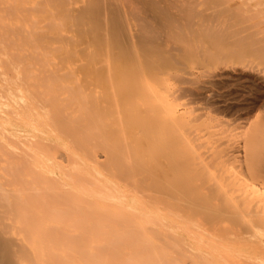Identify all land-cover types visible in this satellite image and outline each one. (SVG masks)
Instances as JSON below:
<instances>
[{
	"label": "bare ground",
	"instance_id": "1",
	"mask_svg": "<svg viewBox=\"0 0 264 264\" xmlns=\"http://www.w3.org/2000/svg\"><path fill=\"white\" fill-rule=\"evenodd\" d=\"M251 1L252 0H26L24 2V0H0V108L4 107L5 110H7L6 108H9L11 110V112L9 111L11 115L13 112H15V115L17 114V116H19V119H22L25 124H28V126L29 125L31 126L30 129L33 128V130L35 131L37 130L39 132L40 130L47 131L46 128H51V129L53 128V130L56 131L57 133L63 134L67 137L68 135L69 136L74 135L72 137L76 138L75 143L79 141L78 142L79 144L81 142L83 143L84 141L86 143V141L88 139L90 140L91 138L99 140L102 137L104 138L114 137L113 142L115 138H119V142L124 144V147L127 146L125 145L126 143L127 144L131 143L134 145V146L132 145L131 146L133 149L135 148V150H136V147L139 148V146H141L142 148L143 145H149L152 143L154 144L157 143L158 145V142H161L162 139H165L162 137H166V133L164 132L165 131L164 124L166 123L167 127L169 125L174 127L173 126L174 123L172 124V120H174L175 122L176 120H178V119L175 120L176 116L179 115V114L177 115V112H178L177 105L180 106L181 104L177 103V101H174L173 99H170L169 96L163 97V98L159 97L160 99H162L163 103L160 102V100L156 97L154 91L151 89L152 84H153L152 82H154L157 78H159L157 74L159 75L160 72L162 73L164 71L162 67L174 65L175 66L174 69L176 70L174 71L176 73H170V75L171 74L173 76L176 75L177 80L180 81V83L189 84L190 86L192 85L193 88L195 87L199 94L195 93L194 95H200V94L201 96L204 95L201 98L206 97L207 95L209 96L208 94L209 91L212 93L213 90L211 86L207 88L208 83L210 85L211 84L218 85V82L220 80L218 81L215 79L216 81L215 80L213 81V78H212V81H211L210 80L211 78L209 79L208 77L215 76L217 78L221 77L222 79L223 78L225 79L226 78L225 76H229V75L233 76V73L227 71V68L229 69L231 65L227 66L226 68L222 67V69L219 70L220 72L218 73L216 72L218 69H216V71H214L216 72L215 75L214 74L211 75L209 73L210 75L209 76L207 75L208 77L203 79L202 76L206 77V74L209 71L207 72L205 71L206 69H204L203 71L206 72L205 75H202L203 71L201 72L202 74L194 73L192 71H188V69H185L186 68L185 64H184L185 66L182 67L183 66L182 64L183 62H185V60L187 61L191 60L195 62L198 61L199 64H202V63L207 64V62H209L207 65H210L215 60H219V62H221V60L237 57L238 55H240V53L242 54V52L244 51L247 52V49L250 48L249 46H250L251 38L254 37V35L253 36L251 35L252 33L250 31V24H249V19H248L249 14L247 18H246V14L250 11H254L253 9L259 6L258 4H255L257 0L256 1L253 0L255 1L254 4H251ZM258 2L262 4V2L264 1L262 0ZM262 10L264 9L261 8V10L258 11V8H256L253 13L255 14L257 12H262ZM256 15H258V13ZM263 20L264 19H262L259 22L264 23ZM35 26L38 27L37 29L38 31L40 29L42 30L41 31L42 33L41 34L39 33L40 35L38 34L40 36L38 40L40 39L41 42L44 41V43L46 42L48 44H51V43L56 44L54 45L55 48H53L54 51L52 52L51 58L43 60V58L40 57L42 58V61L40 59V62L38 61V59L32 60V57H30V59L29 57L28 59H26L23 56V48H22L23 47L22 44H24L23 38L24 37L28 38L29 36L34 37V34L33 35L31 34L34 33L35 30L33 27ZM24 28H25L26 33L30 32L31 34L27 35L26 33H24L26 34V36H23L24 35L23 32H25ZM30 28L31 29L33 28V32H31ZM33 37H31L32 40H36ZM32 40H28L27 42L30 41L29 43H31ZM254 40L259 41L256 39ZM24 41L26 42V40ZM38 44L40 43L38 42ZM46 46L47 45H45V47ZM34 57H36V55H34ZM210 61L212 62L210 63ZM203 64L201 65L202 67L204 66ZM194 67H197V65L193 66V68ZM160 69L163 71H161ZM233 69L235 70V68ZM169 70H170V67L168 71L166 72H170ZM236 71H237V68H236ZM238 71H241V70L238 68ZM238 75L241 76V74H238ZM153 77H155V79H153ZM176 77L174 76V79ZM158 80L160 81L162 79L160 78ZM177 80L175 82H177ZM225 81L226 80L221 81V83L219 82L220 86L215 85L213 89L215 87H221V85L223 86L222 88H224L223 84ZM252 81L254 82V80ZM160 82H163L164 84V80ZM158 86L159 85H157V87ZM183 88H186V87H183ZM187 89L189 88L187 87ZM196 90H194L192 93H194ZM155 91L157 90L155 89ZM188 91H190V89ZM159 93L161 92H158V94ZM212 94L214 95V92ZM249 98H250V103H249V108H248L249 110L247 109L248 110L247 112L248 114H252L253 116V113L254 115L257 114V112L260 111V109L264 107V94L256 95L255 97H249ZM175 102L177 105H175ZM182 105L185 106L184 104ZM233 107H239V105L237 104V106H233ZM186 111L188 112V110ZM261 112L263 113L257 114L255 121H253L251 124L252 126L255 127L254 132H253V137L255 136V140L258 139L257 141L259 140L264 141V111H261ZM185 113L186 112H183V114H180V118L183 115H185ZM244 115H246V113H244ZM247 117L249 116L247 115ZM175 124L176 126H178V130L176 126H175V129L179 131L181 128L180 126L181 124L179 125L177 122ZM246 127L248 129V126ZM251 129L253 130V127H251ZM49 130L50 129H48V131ZM177 131H176V134H177ZM41 133H43V131ZM178 135H184V134L181 132ZM56 136L53 138H56ZM11 138L12 137L8 139H10V141H13L14 137L12 138L13 140ZM68 138L70 140L71 137H68ZM181 138L184 139V137H181ZM175 139L177 141V138ZM107 140H110V139H107ZM15 141L13 143H15ZM70 141H74V140H70ZM116 141H118V139ZM251 141H252V138H251ZM36 142L35 143L37 146L41 145L40 147L43 148L44 143L39 144L40 142L38 141ZM93 143L94 142H92V144ZM96 143L97 142H95V144ZM177 143H175V145ZM261 143L264 144V142H261ZM0 144L6 150H12V151H15L16 153L20 152V154H18L16 157H14L15 155H13L12 152H10L7 155V162H10L12 164L11 169L13 168L14 164L16 165V162L19 163L20 173H19V181L17 183L19 188H17V190L15 191L13 190L12 193L10 190L6 203L0 201V264H76L75 263L76 261L74 259V250L78 249V244L73 245L71 241V237L69 234L70 232H68V230L71 228L70 226H67L64 228L63 231L58 230L59 224H55V222L58 223L59 221H55V219L53 218V215L59 212L60 210H64L66 215H70L72 214L71 212V210H73L72 208L75 207L79 209V208L87 207V209H89L88 206L90 204L96 207L97 209L99 205L101 206L99 211L96 212L99 215H101L103 211L105 210L107 211L108 209H109L108 212L110 213L112 210L111 214L114 213V215H116L117 212L119 213L122 211L123 212L129 211L131 215L130 214L127 215V223H124L123 221V223L125 224L124 225L125 227L120 228L118 225L113 224L111 226V229H114V231L111 234H114L115 236L127 235V232L132 234V231L131 232L129 231L132 229V228L131 229L129 228L130 225H132L131 223H133L135 226V223L139 222V221L136 222L137 218H135L134 216L135 215L134 213H138V211L140 210V207H138V202H137L138 200L136 198L137 196L130 194V198H131L130 200L132 202L131 201L129 202H131L132 204L129 210L127 209V207H125L124 203L123 204L121 203L122 206L120 204V206L118 207V208H121L119 209V211L118 209L117 211L115 209H110V206L108 207L107 205H110L112 200L111 199L108 200V199L112 198L113 196L109 195L110 192L108 190L110 189L108 188V190H106L107 188L105 187H110L111 182L109 183V180H108L107 182V184L109 183L108 186H106L105 184L104 185L102 184V186H100L101 184H99V181L101 180L105 181V179H103L104 176L102 177L99 175L100 178L102 177V179L98 178L97 179L98 181L95 179V182L97 181L96 184H94V181H93L92 184L94 185H92L91 181L89 180L88 182L87 181L86 182L90 184L85 185L86 179H83L84 180L83 182L81 176L82 175L85 176V173H90V172H87L85 169L86 167L84 165L85 162L80 163L81 161L80 162L76 161L78 158H75L76 160L72 158L74 159L73 161L76 162L77 164L80 163L79 166H77V164L71 163L72 166L76 165L75 172L77 173V176H80V178L76 177L75 176L76 174L74 175L75 177H72V175H70L72 173L70 174L68 173V175L65 174V176L62 177L63 180L61 181L62 182L61 184V182L58 181V180H61V178L57 174H54L55 171L54 172L51 171V172L53 173L54 177L56 176V177H59L60 179L57 180V178H53L52 176H49V174L47 175L48 173L47 171L49 168L47 167L48 166L47 163H45L46 160L44 161V158L46 156L43 158L40 155L41 154L40 152H39L40 153L39 155L38 154L36 155V154H32L30 152L31 150H27L34 156H31L30 154L31 157L30 158L28 157L27 160H25L24 159L25 157L23 156L24 154L22 155V152L20 151V150L24 151L23 149H25V147L23 148L19 147L20 150H18L17 149L18 146H13L15 144L12 145V142H8L7 139H5L1 134H0ZM92 144L89 145V147L94 146V144L93 145ZM165 144L166 142L164 144H161L160 147H162V145L165 146ZM172 144L174 145V143ZM178 144L180 145V143ZM20 145L21 147L23 146L22 144ZM36 145L35 144L29 145V146H32L30 149H32ZM113 145L115 146V144L112 143V145H110L108 148H111L112 146V149H113ZM37 146L35 147L36 149L39 147ZM83 147L86 148V146H83ZM149 147L150 146H148V149ZM168 147H170V145H168ZM179 147L180 149L176 150L177 153L178 151L180 152L181 150V146ZM261 147H263V145ZM141 148L138 150L140 151ZM219 148H218V151H216V153L221 150V152H223L224 155H222V153L219 152L217 154L218 155L221 154V155H219L218 157V155H216L215 153L213 156L214 157L213 159L217 160L218 158L220 164L227 163L226 167H230V164H233L232 162L236 158V157L234 158V156L239 155V153L236 152V154L233 155L232 153L228 152L230 150L223 151L225 149L219 150ZM16 149L19 152H17ZM87 149L89 151L92 150V149H89L88 147ZM114 149H113V153L110 150H109L110 151L109 153H112V155L115 154ZM121 149H124L122 148V145H121ZM133 149H131L132 152L133 151L135 152V150ZM142 149L145 151L144 147ZM158 149L161 150L160 148ZM41 150L42 151L46 150L45 152L48 154L46 148L41 149ZM116 150L119 151V153L121 151L119 150V148L118 149L116 148ZM155 150L157 149H154V151ZM190 150L187 149L188 152H190ZM262 150L264 152V149L262 148H260V151L258 150V155L260 156L261 154V157L264 154L263 152L261 153ZM27 151H24L25 154ZM95 151H97L96 146H95L94 153H92L93 151L92 152L90 151L91 154H93L92 157L94 156ZM144 151H140V152H143L142 154L146 155L148 151H145V152ZM151 151L149 155L151 154ZM157 151H155L156 155L158 153ZM160 154L157 156L161 157L162 155ZM248 154H250V152L246 154L247 157L249 156ZM19 155H22L23 157ZM149 155H146V156H149ZM156 155L154 156L156 157ZM167 155H165V157ZM187 155H189V153ZM191 155H193V153H191L189 156ZM195 155L196 154H194V157H192V160L197 159L196 161L198 160L201 161L202 158L200 157V155L198 157H200L201 159L196 158ZM246 155L244 154V156ZM28 156H29V153H28ZM131 156L128 157L130 160H132ZM144 156H142L143 162L146 161L144 159ZM149 157H147L146 159L151 160L153 156L151 157L150 155ZM209 157H206V159L207 158L209 159ZM14 158H17L18 160L14 161ZM136 158L138 159L139 156ZM163 158L161 157L158 159L157 158L156 159L152 158V159H155L159 162L160 159L163 160ZM243 158H239V159L242 160ZM251 158L252 157L250 156L248 158L250 160L248 161H247V158H244V162L242 160L241 163H245V164L243 165L240 163L241 165L240 164H238L239 166L237 165L238 167H240L239 171L232 170V171H235L233 173L235 174L236 179L234 177V174H233V177H231V178H234V180L224 179L225 182H228V183H225V186L223 185L224 181L221 183L218 181L220 185L223 183L222 186L218 187L217 185L214 187H209L208 189L209 191H211L210 193H208L207 191H204V192L199 191L201 187L200 185H199L200 187L194 186L195 184H198L201 181L200 179V181L197 182L199 178L196 179L195 177H194L195 184H193L192 182L193 184L192 186L187 184L185 186L178 185L177 187H172L171 186L172 184L171 185L169 184L170 186L161 187V185H163L162 184L163 181H160V180H158V182H160L161 184L159 185V187L156 186V188L155 187L153 188V184H150L147 186L145 185L148 188L154 189L155 191L152 190L154 191V193L151 192V189H148L143 186L142 187H143L144 194L142 192L139 193L140 191L139 186L135 187L139 195L142 193L143 196L145 195L148 201L147 203L146 201L145 202L143 201L144 204L143 202L142 204H140L142 201L141 200L139 204L143 206L148 205V207L150 206L152 208L153 206H151L150 204L151 202H152V205H154V202L161 203L163 206L165 205L164 207H167L170 209L169 213L171 212L172 218L174 216L176 217V220H177V216L182 217V220L183 218H187L188 213L186 210L188 209H192L193 212L190 210H188V212L190 211L193 214H195L194 216H196V218H197L196 214L199 213V211L204 212V214H207L208 217L211 218L210 223L213 224V225L209 224L210 226L213 227V229L209 228L208 231L207 229L204 230V231H207L208 234L210 235L212 234L216 236L219 234V232L220 233L221 231L223 232L222 229H224L225 226H222L223 228H220V227H221V224L224 223L225 219L236 223L235 225L236 227H241L240 229L247 231L250 235L256 234L258 233V231L264 233V172L260 171L258 168H257L258 170L254 168L257 171L262 172L263 174L261 173L260 175V173L257 172L259 175L258 177H256V180H254L255 178L252 179L255 175L251 174L252 177H249L251 175L248 173L250 172V170H252L251 169L252 167L250 164L252 160ZM106 159H108V157H106ZM116 159L112 158V160H115L114 162L117 161ZM119 159L118 161H120ZM185 159L188 160L187 157ZM130 160H128V162ZM169 160L171 159L169 158ZM169 160L167 159V161ZM187 160H185V162H186V165L188 166V164L190 163L187 164ZM202 160H205V159L203 158ZM258 160L256 159L255 161L254 159L255 163H257ZM262 160L263 159H260V161ZM70 161L72 160L70 159ZM151 161H150L151 163L150 165L152 166L153 163ZM206 161L207 160H205V162ZM209 161L211 160L209 159L206 163L208 164ZM50 162L53 164L52 161ZM145 163L146 162H144V164ZM163 163L167 164L166 159ZM198 163H196V165H198ZM214 163L215 161L213 162V164ZM262 163L264 162L262 161L261 163H257V165L255 164L253 165L254 167H257L258 165H261ZM71 164L69 166H71ZM81 164H83L84 166H81ZM160 164L161 163L159 162V165ZM192 164L195 165L193 161L191 162V165ZM200 164L203 165L204 162L203 163L200 162ZM117 165H120V164H117ZM141 165L143 166V163ZM146 165H148V162ZM217 165H219V163ZM45 166L48 169L46 171L47 173L44 174L43 168H45ZM80 166L83 167L85 170H83V168H81ZM151 166L150 168L148 167L149 170L151 169ZM154 166H156V164ZM237 166L234 165L233 169H235V167L237 168ZM144 167H142L140 172L141 171L143 172V170L148 171L147 170L148 168L143 169ZM162 167L166 168L169 166L166 165V167L165 166H162ZM112 168L114 167L112 166ZM140 168L138 167V169ZM170 168H172V165ZM197 168L198 166L194 168V171L195 169L197 171ZM262 168H263V164H262ZM50 169H49V172H50ZM156 169L157 168H155V170ZM169 169L166 168V170L168 171ZM178 169L179 167L177 168V170ZM127 170H129L128 167L126 168L125 172L121 171L122 173L121 176L123 178H125L124 176H129L128 177V179L130 180L129 183H131L132 181L133 182L138 181V179L135 178L136 174H135V177L133 176L131 178L129 175L131 174V172ZM153 170H150V171H153ZM155 170L154 172H152L154 178H156L154 175L156 173ZM207 170L208 169H206V172L208 173ZM226 170H230V169L227 168ZM59 171L61 172V169ZM64 171L65 170H63L61 174H63ZM150 171H148L147 173L149 174ZM173 171H174V168H173ZM95 172L97 173L99 171H95ZM159 172L161 171L159 170ZM203 172L204 170H202V172L199 171L201 176ZM110 173L112 174V172ZM170 173L171 172L167 174L171 175ZM195 173H198V172H195ZM12 174L13 173H11V175ZM144 174H146V172ZM151 174L150 176H152ZM89 175L91 176L92 174H89ZM137 175H138V172H137ZM179 175L177 174V176ZM204 175L206 176L207 174H204ZM48 176L49 178H47ZM68 176L70 178H68ZM156 176L158 177V175ZM163 176L162 177L165 179V174H163ZM209 176H211V174H209ZM65 177L67 181L64 179ZM139 177H142V176L140 175ZM83 178H86V177H83ZM159 178H156V179H159ZM190 178L192 180V177ZM208 178L209 177L207 175V180L205 181H208ZM182 179L184 180L183 177ZM91 180H94V179L92 178ZM250 180H252L253 182L247 183ZM188 181L190 182V180ZM205 181L204 183H206ZM148 182H149V179H148ZM101 183H104V182H101ZM112 183L115 184V182H112ZM178 183H180L181 185V183L184 184V181L177 182L176 184ZM208 183H211V180ZM133 184L132 186H135L136 182H134ZM149 186H152V187H149ZM204 186H206V184H204ZM203 187H201V189ZM120 188H124V187H120ZM144 189L150 190V193L148 192L146 193ZM202 190H205V188H203ZM89 191H91V194L93 195L96 193L99 194V196L97 197L103 202L101 201L96 202V200H94V202L92 203H95V204H92L91 202L88 203L86 197L89 198L87 195ZM238 191H242L245 194L239 195V196L233 195V193L236 194V192ZM1 193L2 192H0V194ZM67 193H68V196L66 197L68 199L66 198L65 200L64 197L62 198V195H65V194L67 195ZM121 195L123 196L124 194H121ZM126 195L127 194H125V196H123L122 198L124 201L128 199ZM60 198H62V200L65 203H67L68 206L63 207L65 206V203ZM122 199L120 198V201ZM213 199L214 200L217 199L216 201L217 202L219 201V202L216 203V201H214ZM105 200H108V202H106ZM104 201L107 204L106 205L108 207L107 209L105 208L106 206L104 205L105 203ZM100 203L103 204L104 206H102ZM118 205L119 203L116 204V207ZM144 207H142V210ZM148 207H147V210L150 211L151 208L149 207L150 208L149 209ZM86 210H83V211H86ZM161 210L162 209H160V211ZM164 211H167V210H164ZM190 212H189V215H191L190 216V219H191L192 214H190ZM144 213L145 212L142 213L143 217H144ZM153 213L154 214L152 215L156 217L155 213L157 212L153 211ZM158 215L160 217L163 216L162 213L161 215L160 214ZM198 215H200V213ZM249 215L253 218H256L257 220L254 222L256 227L254 226L255 228L253 229L250 226L251 224H249L250 222L249 223L247 222L248 224L246 223V216H249ZM204 216H200V217H204ZM101 217L102 215L99 218ZM152 217L150 216V218L148 217L147 218L153 219L154 217L153 218ZM163 217L165 219V216ZM156 219H159V218H156ZM168 219H170V217H168ZM194 219L195 217L192 218V222L196 221ZM184 222L185 221H183V223ZM167 223H169V220L167 221ZM134 226H133V232L135 234L137 233H138L137 235L144 234V236L146 235L148 238V235H147L148 233H146V230H143L144 228L142 229L140 228L141 227L140 226L139 229L136 230L138 232H136L134 229ZM203 227L208 228V226L206 227L203 226ZM108 228L109 227L107 226L104 229L101 228V231L103 233L108 232L107 231ZM156 229H158V227ZM228 229L229 230L225 231L226 233L225 232L222 233L224 235L219 234L220 236H222L221 238H223V236L225 235L231 237V234L234 235V233L236 232L235 228H231L230 230V228L228 227ZM162 230L160 229L159 231L163 235L165 231L162 232ZM210 231L212 233H210ZM153 232L154 231L152 230V233ZM157 233L158 232L155 231L156 235L159 234ZM196 233L200 236L198 232ZM155 234L153 233L152 236H156ZM208 234L206 236H208ZM162 235H160L161 237L159 236L160 239L163 237ZM164 238L166 237L164 236ZM207 238H210V237L208 236ZM101 239L104 243L106 242L105 241L106 237L104 235H102ZM217 244L218 243H214L215 246ZM214 245H211V246H214ZM211 256L214 258L213 255ZM90 258H92L90 257V255L86 256V259L81 264H92ZM109 262H110V259L106 255H103V256L101 255L97 264H109ZM148 263L149 264H165V261L160 258L154 263H152L151 260H149Z\"/></svg>",
	"mask_w": 264,
	"mask_h": 264
},
{
	"label": "rangeland",
	"instance_id": "2",
	"mask_svg": "<svg viewBox=\"0 0 264 264\" xmlns=\"http://www.w3.org/2000/svg\"><path fill=\"white\" fill-rule=\"evenodd\" d=\"M25 1L26 0H24V2ZM255 1L252 0L251 4H254ZM258 1H262V0H257V2L255 4H258L259 6L255 7V9L258 8V11H260L261 8L264 9V5H263L264 2H262V4H260V2H258ZM255 9H253V10L255 11ZM254 11H250L252 14L250 12H248L246 14V18H247L248 14H249L248 19H249V24H250V31L252 33V34L251 33L250 34L252 36L254 35V37H252L253 39L251 38V41H250V46H249L250 48H248L249 50L247 49V52L249 51L248 53L246 51H244V52H242V54L240 53V55H242V56L238 55L237 57H234V58H228V59H225V60H221L222 63L224 62L226 64H224V63L222 64L221 62H219V60L213 61L214 64L211 63L212 61H210V63H211L210 65H207L209 62H207V64L206 63H204V64L202 63L205 67L204 66L202 67L201 66L202 64H199L198 61L195 62V61H191V60L190 61L189 60L188 61L185 60V62H183V64H182L183 65L182 67H184L186 65L185 69H188V71H192L194 73L202 74L201 72L204 69H206L205 71H207V72L209 71L207 74H206L205 71H203L202 75L206 74V77L202 76L203 79L207 78L210 74L211 75H213V74L215 75L216 72L217 73L220 72L219 70H221L222 67L226 68L227 66L231 65L229 69L227 68V71L233 73V76L229 75L230 77L229 76H225L226 78L225 79L223 78L224 80H226L224 82V84L222 83L224 85V88H222L223 86L221 85V87H215L213 89V87L215 85L216 86H220L219 82L221 83V81H224L221 77H218V78L215 77V76H214L215 78L213 76L212 77H210V76L208 77L209 79L211 78L210 79L211 81H212V78H213V81L215 79L218 80V81L220 80L219 82L217 81L218 85L217 84H215V85L211 84L210 85L209 83L207 85V88H209L211 86L213 91L211 89L210 90L212 91V93L214 92V95L210 91L208 93L209 96L205 95L206 97H203V98H201V97L204 96V95H202V96H201V94L200 95H194L195 93L199 94L198 91L196 90V88L195 87L193 88V86L192 85L190 86L189 84L180 83V81L177 80L176 75H174L176 77L175 79L177 80V82H175L176 80L174 79V76L172 74H171L172 76L170 75V73H176L175 72L176 70L174 69L175 68L174 65L167 66L168 69L170 67V70H169L170 72H166V71H168L167 67H162L164 71L166 69L167 70L164 72L163 70L160 69L164 73L163 72L161 73L159 71L160 72L159 75L157 74V76L159 78H157L154 82H152L153 83L152 87H154V88L151 87V89L154 91L156 97L160 100V102H162V99H160V98L169 96L170 99H173L174 101H177V103L181 104L179 106L175 102V105H177V109H178L177 115L179 114L178 115L179 118H180V114H183V112H186L185 115H183L184 117L181 115L182 119L181 118L179 119L178 116H176V118H175V120L178 119V120H176V122L179 125L181 124L180 125L181 128H180L179 131H177L178 130V126H176V124H175L176 122L174 120H172V124L174 123L173 124L174 127L169 125L168 126L169 128H168L166 123L164 124V127H165V131L164 132L166 133V137H162V138H165V139L161 140V142H163V143L158 142V145H157V143H155V144L152 143V144H149V145H143L145 151H148V153H146V155H149L150 151L152 150L155 153L154 154L151 151L150 155H151V157L153 156L152 158H155V159L157 158L158 159V158H161V157L163 158L164 157L166 159V163L167 164L163 163L165 161L164 158H163V160L160 159V161H159L161 163L160 165H159V162L157 160H155V159L151 158L152 161L150 159L149 160L146 159L150 155L146 156L145 154H142L143 152H140V151H144L142 149L143 147L142 148H141V146H139V148L136 147V150H135V148L134 149L132 148V146H134V145L131 144V143H129V144L126 143L125 145H127V146L124 147V144L119 142V138H115L114 142H113L114 137L113 138L112 137H109V138L102 137L99 140L91 138L90 139L91 141L88 139L86 141V143L84 141L83 143L81 142L80 144L78 143L79 141L77 140L78 142L77 141L76 142L78 143V145H79L78 146L77 143H75V139L76 138L72 137L74 135H72V136L68 135V137H71L70 140H74V141H70L67 136L57 133L56 131L53 130V128L52 129L51 128H46L47 131L46 130H40L41 132L43 131V133H41L40 131L38 132L37 130L35 131V130H33V128L30 129L31 128L30 125L28 126V124H25L22 119H19V116H17V114L15 115V112H13L12 115H11V113H10L11 110L9 108H6L7 110H5L4 107L0 108V109H2V110H0V134L5 139H7L8 142H12V145L15 144L13 146H18V148L15 147L18 150H20V148L25 147V149L26 148L27 149L26 150L23 149L24 151L31 150L30 152L32 154H36V155L37 154L39 155L41 153L40 155L43 158L46 156L44 158V161L46 160L45 163H47L48 166L46 164L45 165L49 169L51 168V166H52V168L50 169V172H49V169L45 166V168H43L44 174L48 172L47 175L49 174V176H52L53 178H57V180L61 178V180H58L60 182L63 180L62 177L65 176V174L68 175V173L69 174L72 173V174H70V175H72V177L76 176V177L80 178V176H77V173L75 172L76 165H74L75 167L72 166V164H77L73 160L75 158H78L77 160L76 159L75 160L79 161V162L81 161L80 163H84L85 162L84 163V165L86 166L85 169H86L87 172H90V173H85L84 172L85 176L84 175L81 176L82 180L86 179L85 180V185L90 184V183H87L89 180L91 181V184H92L93 181H94V184H96L97 181H98L97 179L100 178V176H102V177L104 176L103 179H105V181H103V180L99 181V184H101L100 186H102V184L103 185L105 184L106 186H108L109 183L111 182L112 185L110 184V187H105V188H107L106 190H108V188L110 189V190H108L110 192L109 195H112L113 197L109 198V199L107 198V199L108 200L111 199L113 204L111 202L112 205L111 204L107 205L106 202H108V200H105L106 201V202L104 201L105 202L104 203L105 206L106 205L108 207L110 206V209H115L116 211L118 209V211H119V209H121V208H118V207L120 206L121 203L122 204L124 203L125 207H127V209L129 210V208L131 207V204H132L131 203L132 201L130 200L131 199L130 198V194L134 195V196H137L136 198L138 200L137 201L138 202V207H140L141 212L139 210L138 213H134L135 214L134 215L135 218H137L136 222H138V221L139 222L135 223V226H137L138 228L135 227L133 223H131L132 225H130L129 228L130 229L132 228V229L129 230V231L130 232L132 231V234L129 233V232H127V235H121V236H115L114 234H111L114 231V229H111V226L113 224L118 225L120 228L121 227L122 228L125 227L124 223H127V215L130 214L129 211H128L129 213L122 211V212H119V213L117 212L116 215H114V213H112L113 214L112 215L111 214L112 210H111L110 213L108 212L109 209L107 211L106 210L105 211L102 210L103 213L100 212V213H102L101 214L102 217L99 218L101 215L97 214L96 212L99 211L101 206L99 205L98 209H97L93 205L89 204V206H90V207L88 206L89 209H87V207H85V208L83 207L84 209L83 208H79L78 209V208H75V207L72 208L73 209V210H71L72 214H70V215H66L64 210H60L59 212H57V213H55L53 215V218L55 219V221H59L58 223L55 222V224H59L58 230H62L63 231L64 228L67 227V226H70V228H71V229L68 230V232H70L69 234H70V237H71V241H72L73 245L78 244V249L74 250V259L76 261L75 262L76 264L83 263L84 260L86 259V256H88V255H90V257H92V258H90L92 264H97L98 260L101 257V255L102 256L106 255L110 259L109 264H149L148 263L149 260H151V262L154 263L155 261H157L160 258L165 261V264H167V263L168 264H170V263L171 264H264V233H262V232H260L258 230H257L258 233L250 235L247 231H244V230L240 229L241 227H236L235 226L236 223L231 222L230 220L228 221V220L225 219L224 223H222L223 225L221 224L220 228H223L222 226H225L224 229L227 227L225 229V231L229 230L228 227L230 228V230H231V228H235L236 232L234 233L235 236L231 234L232 238L227 236V235H225V236H223V238H221L222 236H220V235H224V234H222V233L225 232L224 229H222L223 232L221 231V233L219 231H217V232H219L220 235L218 233H216V234H218L216 236L212 235V234L211 235L208 234L207 231L209 230V228L213 229V227L210 226V225H213V224L210 223L211 222L210 221L211 218L208 217L207 214H204V212H200L199 211L200 215H198L199 213L196 214L197 218H198V220H197L196 216H194L195 214L192 213L193 212L192 209H188V210L192 211V212L189 211L190 214H192L191 219H190L191 215H189L188 210H186L187 213H188V217L187 218H183V220H182V217L177 216V220H176V217L173 216V218H172L171 212L169 213L170 209L167 208V207H164L165 205L163 206L161 203H157V202L155 203L153 201L154 205H152V202H151L150 204H151V206H153L152 208L149 206L151 209L148 207V205H146L150 209V211L147 210V207L145 205H144L145 207L143 205H140V204H142L143 201L144 202L146 201V203L148 202L147 198L145 197V195L143 196V194H144L143 187H146L147 185H150V184H153V188L154 187L156 188V186L159 187V185H161V184H160V182H158V180L163 181V183L161 182L163 184V185H161V187L170 186L171 184H172L171 185L172 187H177L178 185L179 186H185L187 184L192 186L193 184H195L194 183L195 182V178L196 179L199 178V180L197 182H199L200 179H201V181L199 182L200 184L198 183V184H195L194 186L203 187L204 184H206V186L203 187V188H205V190H202L203 188L201 189V187H200L201 190L199 189V191H201V192L207 191L208 193H210L211 191H209V189H208L209 187H214V186H217V185H218V187H220V186H222L223 183L220 185L219 182L221 183L223 181H224L223 185L225 186V183H228V182H225L226 179L227 180H229V179L230 180H234V178H231V177H233V174H234L233 172H235V171H232V170L239 171L240 167H238L239 166L238 164H240L242 162V160L244 162V158H247V161L250 160V159H248L250 156L252 157L251 158L252 159L251 162L249 161L250 164H251V167H252L251 169L252 170H250V172L248 174L255 175L252 179L255 178L254 180H256V177H258V175H259L257 173V172H259V171H257L258 169L260 171L264 172L263 171L264 170V163H262L263 164V168H262V164L258 165L259 167L258 166L254 167V165H253V164L257 165V163H261L262 161L264 162V158H263L264 154H263L262 157H261V154H260V156L258 155V150L260 151V148L264 149V144L261 143V142H264V141H262V140L257 141L258 139L255 140V136L253 137V132H254L255 127L251 125L252 122L255 121V118L257 117V114L263 113L261 111H264L263 110L264 107L262 109H260V111H258L257 114H255L256 116L254 115V113H253V116H252V114H248V112H247L249 110L248 108H249V103H250V98L249 97H255L256 95L264 94V54H263L264 53V49H263L264 48V40H263L264 39V23H260L259 22L262 19H264V10H262L263 13L262 12H257L258 15H256L257 13L254 14L253 13ZM33 28L36 31V33L34 31V33H32V34L30 32L26 33L25 28H24L25 32H23V34L24 33H26L27 35H29V34L33 35L34 34V37L33 36H29L28 37L27 36L28 38H26V37L23 38V42H24V44H22V46H23L22 47L23 48V56L26 59H28V57H29V59H30V57H32V60H37L38 59L39 62H40V59L42 61V58H43V60L51 58L52 52L54 51L53 48H55L54 45H56V44H53V43L48 44L46 42L44 43V41L41 42L40 39H39L40 40L39 41L38 38H40L39 35L42 33L41 32L42 30L40 29L38 31L37 30L38 29L37 26H35ZM33 28L32 29L30 28L31 32H33ZM26 34H24L23 36H26ZM31 37H33L36 40H32ZM27 39L28 40H32L31 43H29L30 41L27 42L28 41ZM254 39L259 40V41H255ZM24 40H26L27 43ZM38 42L40 44H38ZM44 44L47 45V46L45 47ZM256 48L257 49L260 48L259 50H261V51L257 50ZM26 52H28V53H26ZM34 55H36V57H34ZM40 57H42V58H40ZM190 62H191V64H190ZM196 65H197V67L193 68V66H196ZM231 67L235 68V70L233 68H231ZM236 68H237V71H236ZM238 68L241 71H238ZM216 69H218V70L216 71ZM214 71H216V72H214ZM235 74H236V76L238 74H241V76L238 75L237 78H236ZM157 76H155V77H157ZM155 77H153V79H155ZM172 77H173V79H172ZM160 78L162 80H164V84H163V82H160L162 80H160V81L158 80ZM229 79H231V80H229ZM252 80H254V82ZM226 84H227V86H226ZM157 85H159V86L157 87ZM182 86L186 87V88H183ZM163 87H165L166 89L163 88ZM187 87L190 89V91H188L189 89H187ZM155 89L157 91H155ZM185 89H187V90H185ZM194 90H196V91L194 93H192ZM158 92H161V93L158 94ZM185 94H186V96H185ZM175 98L178 99V100H176ZM190 99H191V101H190ZM203 99H204V101H203ZM202 101H203V103H202ZM182 104H184L185 106H183ZM237 104L239 105V107H233V106H237ZM241 108H243V109H241ZM185 109L188 110V112ZM200 113H202V114H200ZM244 113H246V115H244ZM247 115L249 117H247ZM217 116H218V118H217ZM249 118H251V119H249ZM175 126L177 127V130L175 129ZM246 126H248V129H247ZM251 127H253V130L251 129ZM170 128H172V129H170ZM48 129H50V130L48 131ZM51 130H52V132H51ZM173 130H175V131H173ZM251 130H252V132H251ZM176 131H177V134H176ZM181 132L184 135H178ZM245 133H247V134H245ZM250 135H251V137H250ZM55 136H56V138H53ZM180 136L184 137V139L181 138ZM10 137H12V138L14 137V140L11 138L13 141H10V139H8ZM174 137L177 138V141H176V139ZM30 138H31V140H30ZM167 138L170 139V140H168ZM251 138H252L253 142L251 141ZM39 139H41V140H39ZM92 139H94L96 141H94ZM107 139H110V140H107ZM117 139H118V141H116ZM14 141H15V143H13ZM36 141L40 142L39 144L44 143L43 148L40 147L41 145L40 146L38 145L39 146L38 147L36 145V143H37ZM167 141H169V142H167ZM180 141H182V142H180ZM92 142H94L93 143L94 146H90V147H92V148H90L89 145H91ZM95 142H97V143L95 144ZM165 142H166L167 146L165 144V146L162 145V147H160L161 144H164ZM177 142L180 143V145ZM256 142H258V143H256ZM112 143L115 144V146L113 145V149L115 148L114 149V151H115L114 153L115 154H113V155H112V153H113L112 146H111V148H108L110 145H112ZM172 143H174V145ZM175 143H177L178 145L177 144L175 145ZM18 144L19 145L22 144L23 146L21 147V145L19 146ZM31 144L32 145L35 144L39 149L37 148L38 149L37 150L35 148L36 146H34L32 149H30L32 146H29V145H31ZM120 144L122 145V148H124L125 150L121 149V145ZM225 144H227V145H225ZM155 145H157V146H155ZM168 145H170V147H168ZM257 145H259V146H257ZM262 145H263V147H261ZM83 146H86V148L83 147ZM95 146H96V150L97 151H95V154L92 157L93 154H91V152L93 151L92 153H94ZM148 146H150L149 149H148ZM151 146H152V148H151ZM153 146H154V148H153ZM177 146H178V148H177ZM179 146H181V150H180V152L178 151V153H177L176 150L180 149ZM250 146H251V148H250ZM81 147H83V148H81ZM87 147L89 149H92V150H90L91 152L87 149ZM157 147L160 148L161 150H159ZM235 147H236V149H235ZM40 148L41 149H45L46 148L48 154L45 152L46 150L42 151ZM116 148L117 149L119 148V150H121L120 153H119V151L116 150ZM130 148L135 150V152L133 151L134 152L133 153ZM140 148H141V150L139 151L138 149H140ZM171 148H173L174 150L171 149ZM218 148H219V150L220 149H225L223 151L230 150L228 152L232 153L233 155H235L236 152L239 153V155L234 156V158L235 157L236 158L235 159L233 158L234 159V161L232 162L233 164H230V167L233 165L231 168L230 167H226L227 163H225L226 165L224 163L220 164V162H219L217 157H215V158H217V160L213 159L214 158L213 156L216 153V151H218ZM17 149H16V151H17ZM154 149L159 150V151H157V150H155V151L158 152L157 155H159L160 152H161L160 155H162V156L161 157L157 156L156 152L154 151ZM162 149H164V150H162ZM167 149H168V151L170 149L171 150L168 152ZM187 149L188 150L191 149L190 152H188ZM254 149H255V151H254ZM109 150L112 153H109L110 152ZM165 150H166V152H165ZM20 151L22 152V155L24 154L23 156L25 157L24 158L25 160H27L28 157L30 158L31 156H34L29 151H27L29 153V156H28L27 152H26V154H27L26 155L24 151H22V150H20ZM136 151H137V153H136ZM10 152H12V154L15 155L14 157H16L18 154H20L19 151H17L19 153H16L15 151H12V150H6L0 144V192H2L0 194V201H2L4 203L7 202V197H8V194L10 193V190H11V193H12L13 190L15 191V190H17V188H19L18 184H17L18 181H19V173H20L19 163L16 162V165L14 164L13 168L11 169L12 164L10 162H7V155ZM163 152L165 153V155L168 154L167 156L171 160H169V158L167 156L165 157ZM187 152L189 153V155L191 153H193V155L189 156V155H187L188 154ZM219 152L222 153V155H224V153L221 152V150ZM219 152H217V153H219ZM243 152H244L245 155L248 152H250V154H248L249 156L247 157V155L244 156ZM262 152H263V150L261 151V153ZM87 153H88L89 156L87 155ZM107 153H108V155H107ZM123 153H125L126 155L123 154ZM132 153H133V155H132ZM217 153H216V155H218ZM30 154H31V156H30ZM121 154H122V156H121ZM137 154H139V155H137ZM153 154L156 155V157ZM178 154H179V156H178ZM194 154H196L195 155L196 158H199V159H201V158L203 159L204 158L207 161L210 159L211 161H209L208 164H207L206 163L207 161L205 162V160H202V159H201V161L200 160L196 161L197 159L195 160L194 158H193L194 160H192V157H194ZM208 154H210V155H208ZM22 155H19V156L23 157ZM124 155L127 156V157H125ZM199 155H200L201 158L198 157ZM219 155H221V154H219ZM219 155H218V157H219ZM105 156L108 157V159H106ZM120 156H121V158H120ZM130 156L132 157L131 158L132 160H130L128 158ZM138 156H139V158L137 159L136 157H138ZM142 156H144V159L146 160V161H144V162H146L145 164L142 161L143 160ZM184 156H185V158L187 157L189 161L187 159H185ZM243 156H244V158H243ZM116 157H117V159H116ZM206 157H209V159L208 158L206 159ZM72 158H74V159H72ZM92 158L95 159V160H93ZM110 158H111V160H110ZM112 158L116 159L117 161L120 158L119 159L120 161L114 162L115 160H112ZM125 158H127V159H125ZM133 158H134V160H133ZM239 158H243V159L241 160ZM258 158H259V160H258ZM70 159L73 162L70 161ZM79 159H81V160H79ZM167 159L169 161H167ZM190 159L193 161V163H195V165H196V163L199 162L198 165H196V166H198L197 171H196V169L194 171V168H196V166L193 165V164L191 165L192 161ZM236 159H238L239 161L236 160ZM254 159H255V161L257 159L258 162L255 163ZM260 159H263V160L260 161ZM17 160H18L17 158H14V161H17ZM121 160H123V161H121ZM125 160H127V161H125ZM128 160H130V161L128 162ZM185 160H187V164L190 163V164H188V166H190V167H188L186 165ZM50 161H52L53 164ZM150 161L153 163L152 166L150 165L151 164ZM214 161H215V163L213 164ZM141 162L143 163V166L141 165L142 164ZM147 162H148V165H146ZM200 162L201 163L204 162V164L202 165V164H200ZM128 163H130L131 165L128 164ZM139 163H141V164H139ZM154 163L156 164L157 167L154 166L155 165ZM171 163H173V164H171ZM218 163H219L220 166L217 165ZM70 164H71L72 167L69 166ZM79 164H77V166H79ZM117 164H120V165H117ZM123 164H124V166H123ZM134 164L135 165L137 164V165L135 166ZM183 164H185V165H183ZM241 164L244 165L245 163H241ZM84 165L81 164V166H84ZM138 165H140V166H138ZM161 165L165 166V167H166V165H168L169 167H166L168 169L172 165V168H170L172 170L169 169V171H168V170H166V168L162 167ZM234 165H236V166L238 165L237 168L235 167V169H233ZM56 166H57V168H56ZM112 166L114 168H112ZM121 166H123V167H121ZM126 166L129 169L127 171L131 172V174H129L131 178L133 176L135 177V174H136L135 178H137L138 181H134V182H136L135 186H132V184L134 183L133 181L131 182L132 184L129 183L130 182V180L128 179L129 176H124L125 178H123L121 176L122 175L121 171L125 172V170L127 168ZM150 166H151L150 170H153V168L155 170V168H157L155 170L156 173L154 175H155L156 178L161 177L162 179L161 178H159V179L154 178L153 173H152V172H154V170L150 171L149 170ZM223 166H224V168H223ZM87 167H88V169H87ZM107 167H108V169H107ZM138 167L139 168L141 167V168L138 169ZM142 167H144L143 169H147L149 167L147 169L148 171H150L149 174L147 173L148 171H145V170H143V172L144 173L146 172V174H144L142 171H141L142 172V174H141L140 170L142 169ZM178 167H179V169L177 170ZM184 167H185V169H184ZM204 167H205V169H204ZM71 168L73 169V171H72ZM81 168H83V167H81ZM110 168H112V169H110ZM123 168H125V169H123ZM158 168H159V170L161 172H159ZM173 168H174V171L175 170L177 171V172L175 171L176 173L173 171ZM189 168H191V169H189ZM201 168H203V169H201ZM227 168L230 169V170H226ZM254 168H256V169L258 168V169L256 170ZM47 169H48V171H47ZM60 169H61V172L63 170H65L63 174H61V172L59 171ZM85 169L83 168V170H85ZM121 169H123V170H121ZM198 169L201 172H202V170H204V172L202 173V176L199 173ZM206 169H208L207 170L208 173L206 172ZM261 169H263V170H261ZM179 170H180V172H179ZM184 170H186V171H184ZM51 171L52 172L55 171L54 174H57L60 178L56 177V176L54 177V175H53V173ZM95 171H99V172L96 173ZM172 171H173L174 174L172 173ZM110 172H112V174ZM137 172H138V175L140 174L142 177H139L140 175L138 176ZM169 172H171L170 173L171 175H168ZM195 172H198V173H195ZM262 172H259L260 175H261ZM11 173H13L12 174L13 177H12ZM58 173H60V174H58ZM89 174H92L91 176H93V177H91ZM116 174H117V176H116ZM150 174L152 176H150ZM163 174H165V179L163 178L164 177ZM177 174L178 175L180 174L181 176L180 175L177 176ZM204 174L208 175V177H209L208 181H205V180H207V175L205 176ZM209 174H211L212 177L209 176ZM118 175H120V176H118ZM156 175H158V177ZM252 175L249 176V177H252ZM49 176L47 178H49ZM189 176L192 177V180H191V178ZM83 177H86V178H83ZM94 177H96V178H94ZM102 177L100 179H102ZM182 177L184 178V180L182 179ZM234 177L236 179L235 174H234ZM68 178H70V177L68 176ZM92 178L94 180H91ZM152 178H153V180H152ZM64 179L66 180V177ZM95 179L97 180L96 182H95ZM148 179H149V182H148ZM163 179L165 180V182H164ZM108 180H109V183L107 184ZM125 180H127V181H125ZM131 180H133V179H131ZM166 180H168V181H166ZM188 180H190L191 184H190V182ZM210 180H211V183H208V182H210ZM144 181H146V182H144ZM171 181H172V183H171ZM183 181H184V184H182V183H181V185H180V183L176 184L177 182H183ZM204 181L206 183H204ZM83 182H84V180H83ZM101 182H104V183H101ZM112 182H115V184H113ZM138 182L140 183L141 186L139 185ZM167 182H169V183H167ZM192 182H193V184H192ZM252 182L253 181L250 180L247 183H252ZM142 183H144V184H142ZM165 183H166V185H165ZM61 184H62V182H61ZM94 184H92V185H94ZM207 185H209V186H207ZM138 186H139V189H140L139 193L142 192L143 194L141 193L139 195L138 191L135 189V187H138ZM120 187H124V188H120ZM149 187H152V186H149ZM206 187H207V189H206ZM146 188H148V187H146ZM148 189H151V188H148ZM152 190H154V189H151V192L154 193L155 190L154 191H152ZM93 191H95V190H93ZM89 192L87 193L89 198L86 197L88 203H90V202L92 203V202H94V200H96V202L101 201L97 197V196H99V194L96 193V194L93 195V194H91V191H89ZM145 192L146 193L147 192L150 193V190H145ZM241 192L242 191H238V192H236L237 195L234 194V193H233V195L239 196V195L245 194V193H243V192L241 193ZM93 193H95V192H93ZM121 194H124L123 196H125V194H127L126 197L128 199H126L124 201L122 199L123 196ZM95 195H96V197H95ZM66 196H68V193H67V195L66 194L62 195V198L64 197L65 200H66V198H67ZM108 197H110V196H108ZM62 198H60V199L62 200ZM120 198L122 199L121 201H120ZM216 200H214V201H216ZM129 201H131V202H129ZM140 201H141V203H140ZM101 202H103V201H101ZM144 202H143V204H144ZM218 202L216 201V203H218ZM118 203H119V205L116 207V204H118ZM213 203H215V202H213ZM92 204H95V203H92ZM122 204H121V206H122ZM101 205L104 206L103 204H101ZM66 206H68L67 203H65V206H63V207H66ZM107 206L105 207L106 209L108 208ZM112 206H113V208H112ZM142 207H144L143 210H142ZM82 209L83 210L87 209L86 210L87 212L83 211ZM160 209H162V210L160 211ZM151 210H153L154 212H157V213H155L156 217L152 215L154 213ZM164 210H167V211H164ZM142 211L145 212L144 213V217H143V214H142L143 212ZM149 213H151V214H149ZM161 213H162L163 216H165V219H164L163 216L160 217L158 215V214L161 215ZM166 214H168L170 216H168ZM201 214H203V215H201ZM157 215H158V217H157ZM150 216L151 217L153 216L154 218L152 217L153 219H148V218H150ZM167 216L170 217V219H168ZM200 216H204V217H200ZM194 217H195L194 220H196V221L192 222V218H194ZM156 218H159V219H156ZM166 218L169 220V223H167L168 220ZM208 219H209V221H208ZM123 221H124V223H123ZM183 221H185L187 223H185V222L183 223ZM255 221H257L256 218H253L250 215L246 216V223L250 222L249 224H251L250 226H251L252 229L256 227L255 223H254ZM170 222H172V223H170ZM175 222H176V224H175ZM120 223H121V225H120ZM194 224H196V225H194ZM218 225H220V224H218ZM106 226L109 227L107 229L108 232H104L103 233L101 231V228L104 229ZM133 226H134L135 231L137 229H139L140 226H141L140 228H142V229L144 228L143 230H146V233H148L147 234L148 238H147L146 235L144 236V234H142V235H137L138 233L135 234L133 232ZM161 226H162V228H161ZM200 226H202V227H200ZM203 226H205V227L208 226V228H204ZM145 227H146V229H145ZM157 227H158L159 230L160 229L161 230L164 229V230H162V232L165 231L163 233V235H162V233H160V231L158 229H156ZM237 228L240 229V230H238ZM147 229H148L149 232L147 231ZM166 229H168V230H166ZM206 229H207V231H204ZM152 230L154 231L153 232L154 234H155V231H156L160 235L163 236L162 238H164V236L166 238H164V239L161 238L160 239L159 238L160 235L158 233H157L158 235L155 234L157 237L156 236H152L153 235ZM150 231H151V233H150ZM136 232H138V231H136ZM196 232H198L200 234V236H202V237H200ZM210 233H212V232L210 231ZM207 234H208V236L210 238H207L208 237V236H206ZM102 235H104L106 237V240H105L106 242L105 243L101 239ZM151 236H152V238H151ZM202 238H204L206 240H204ZM158 243H159V245H158ZM214 243H218L216 245L217 247L214 245ZM211 245H214L215 247L211 246ZM216 249H218V250H216ZM215 251L218 252V253H216ZM129 252H130L131 255L129 254ZM211 255H213L214 258Z\"/></svg>",
	"mask_w": 264,
	"mask_h": 264
}]
</instances>
